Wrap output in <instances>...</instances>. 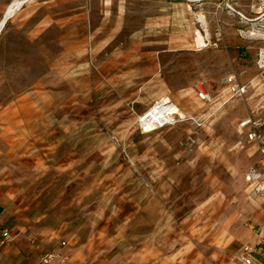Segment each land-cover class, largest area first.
Segmentation results:
<instances>
[{
  "label": "rangeland",
  "instance_id": "1",
  "mask_svg": "<svg viewBox=\"0 0 264 264\" xmlns=\"http://www.w3.org/2000/svg\"><path fill=\"white\" fill-rule=\"evenodd\" d=\"M11 2L0 0V19ZM205 8L187 15L179 4L142 32L153 27H142L135 1L28 0L0 33V108L43 83L50 110L57 106L54 135L80 140L94 158L79 163L89 177L58 183L90 185L81 200L96 210L132 208L130 228L164 255L189 239L193 249L231 242L236 251L264 228V198L246 178L260 154L240 126L252 117L264 138V3ZM162 100L184 117L143 130L140 117ZM234 253L224 262L239 261Z\"/></svg>",
  "mask_w": 264,
  "mask_h": 264
},
{
  "label": "crops",
  "instance_id": "2",
  "mask_svg": "<svg viewBox=\"0 0 264 264\" xmlns=\"http://www.w3.org/2000/svg\"><path fill=\"white\" fill-rule=\"evenodd\" d=\"M122 1H135L142 27H153L142 32H155L153 18L164 10L166 15H175L179 4L184 5L187 15H204L207 11L206 0ZM195 2H201V9L195 8ZM220 8L217 4L215 12L223 11ZM98 43L94 40L95 48L103 47ZM48 99L40 82L0 108V224L13 236L10 243L0 245V264H32L58 249L69 255V264H243L224 262L225 256L235 251L231 242H221L208 251L193 249L189 239L183 250L164 255L154 238L148 244L149 239L130 228L137 213L132 208L114 204L96 210L92 203L81 200L91 193L90 185L82 181L60 185L58 177L88 176L90 171L79 163L81 158L87 162L94 158L90 153L88 157L83 155L80 140L69 143L54 135L57 106L50 110ZM50 176L54 178L51 183ZM260 231L264 235L262 227L250 232L243 246L254 244Z\"/></svg>",
  "mask_w": 264,
  "mask_h": 264
},
{
  "label": "built area",
  "instance_id": "3",
  "mask_svg": "<svg viewBox=\"0 0 264 264\" xmlns=\"http://www.w3.org/2000/svg\"><path fill=\"white\" fill-rule=\"evenodd\" d=\"M228 1V0H227ZM264 3V0H261ZM230 10H236L235 7L227 3ZM253 10H257V5L253 4ZM239 12V11H238ZM234 82V78H230ZM239 89V86L236 85ZM245 88L241 87L240 91ZM202 100H210L209 93L199 88L197 91ZM163 101L154 105L149 111L140 117V124L143 130H154L164 127L169 124H174L180 121L184 116L181 115L179 109L172 102ZM241 127H249V139L253 140L258 146L259 161L257 164L251 165L247 171V180L253 194L264 197V138L259 132L258 123L252 117H248L240 123ZM13 236L11 231L0 224V245H6L11 242ZM63 246L66 242L61 243ZM257 255V258H256ZM237 259L243 264H264V235L259 232L258 240L254 244H246L237 254ZM69 255L62 249L52 250L45 253L40 260L32 264H69Z\"/></svg>",
  "mask_w": 264,
  "mask_h": 264
},
{
  "label": "bare ground",
  "instance_id": "4",
  "mask_svg": "<svg viewBox=\"0 0 264 264\" xmlns=\"http://www.w3.org/2000/svg\"><path fill=\"white\" fill-rule=\"evenodd\" d=\"M26 1L28 0H12V2L8 5L3 17L0 19V33L5 28L9 18L13 16L17 11H19L26 3ZM166 102H169V100H167Z\"/></svg>",
  "mask_w": 264,
  "mask_h": 264
}]
</instances>
